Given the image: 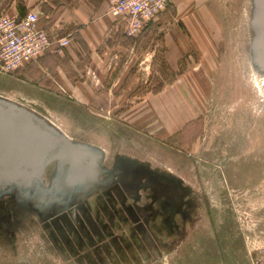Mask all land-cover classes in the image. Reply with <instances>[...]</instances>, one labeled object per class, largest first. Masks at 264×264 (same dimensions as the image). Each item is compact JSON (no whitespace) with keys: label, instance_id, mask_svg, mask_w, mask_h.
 Wrapping results in <instances>:
<instances>
[{"label":"rangeland","instance_id":"rangeland-1","mask_svg":"<svg viewBox=\"0 0 264 264\" xmlns=\"http://www.w3.org/2000/svg\"><path fill=\"white\" fill-rule=\"evenodd\" d=\"M45 1L59 8L61 0H0V10L44 15ZM89 1L107 3L115 16L111 0ZM260 4L174 0L143 30L144 45L120 22L121 42L138 52L126 70L121 67V81L129 84L113 89L121 99L116 105L126 109L144 91L163 86L175 97L178 90L179 107L192 118L171 138L135 130L113 111H87L58 98L56 88L53 94L34 88L35 61L0 73V99L85 148L83 164L96 162L90 176L73 175L71 165L56 158L28 182H0V264L245 261L264 227Z\"/></svg>","mask_w":264,"mask_h":264},{"label":"crops","instance_id":"crops-1","mask_svg":"<svg viewBox=\"0 0 264 264\" xmlns=\"http://www.w3.org/2000/svg\"><path fill=\"white\" fill-rule=\"evenodd\" d=\"M45 2V13L40 14V26L52 38H66L70 43L60 51L58 44L53 43L51 49L35 61V72L32 74L35 79L34 88H46L49 94H53L54 91L50 90L56 88L58 98L83 105L87 111L100 115H103V111H113L114 114L117 113V118L128 120L133 129L160 139L171 138L183 129L186 125L184 120H190L192 113L185 112L184 106L179 107L178 90L177 97L165 86L156 93L144 91L138 100H131L126 109L117 107L116 103L121 99L115 97L114 93L117 91L113 89L128 87V79L121 81L120 76L124 72L121 67L125 69L134 62L138 47L135 48L132 44L126 47L125 41L121 42V34L125 32L119 30L121 21L108 13L107 3L93 4L89 0H72L71 3H66L61 0L55 2L59 5L56 8L51 2ZM146 31L131 40H142L144 45V40L148 37ZM123 56L126 59L121 61ZM143 57L142 62L145 63L146 54ZM126 75L128 72H125L124 76ZM25 87L21 86L23 90ZM127 94L132 96L134 91ZM108 99L115 101H111L113 105L105 110L102 105L108 103ZM167 103L172 105L170 117L166 116L169 115ZM187 109L191 110L189 107ZM252 239H255L254 249H250L245 261L239 264H254L258 260H264L263 225ZM205 264L219 263L213 258V261Z\"/></svg>","mask_w":264,"mask_h":264},{"label":"water","instance_id":"water-1","mask_svg":"<svg viewBox=\"0 0 264 264\" xmlns=\"http://www.w3.org/2000/svg\"><path fill=\"white\" fill-rule=\"evenodd\" d=\"M264 10V0H263ZM88 151L65 136L46 129L25 109L0 99V182H28L43 171L48 160L71 165L75 176H90L96 162L83 164Z\"/></svg>","mask_w":264,"mask_h":264},{"label":"built area","instance_id":"built-area-1","mask_svg":"<svg viewBox=\"0 0 264 264\" xmlns=\"http://www.w3.org/2000/svg\"><path fill=\"white\" fill-rule=\"evenodd\" d=\"M174 0H111L110 11L124 23L125 31L135 36L160 15ZM40 14L34 9L24 14L0 10V73H14L45 55L53 43L58 51L67 47L66 38L54 39L39 24ZM254 264H264V260Z\"/></svg>","mask_w":264,"mask_h":264},{"label":"bare ground","instance_id":"bare-ground-1","mask_svg":"<svg viewBox=\"0 0 264 264\" xmlns=\"http://www.w3.org/2000/svg\"><path fill=\"white\" fill-rule=\"evenodd\" d=\"M260 5H261V11L259 12V14H257V17L256 18H257V21L260 22L262 26H264L263 0H261V4Z\"/></svg>","mask_w":264,"mask_h":264},{"label":"trees","instance_id":"trees-1","mask_svg":"<svg viewBox=\"0 0 264 264\" xmlns=\"http://www.w3.org/2000/svg\"><path fill=\"white\" fill-rule=\"evenodd\" d=\"M22 14V13H21Z\"/></svg>","mask_w":264,"mask_h":264}]
</instances>
